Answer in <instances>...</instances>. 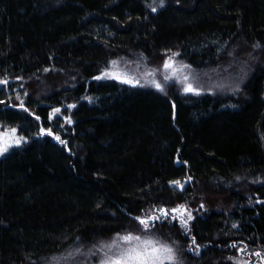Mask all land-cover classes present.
I'll return each mask as SVG.
<instances>
[{
  "label": "trees",
  "instance_id": "obj_1",
  "mask_svg": "<svg viewBox=\"0 0 264 264\" xmlns=\"http://www.w3.org/2000/svg\"><path fill=\"white\" fill-rule=\"evenodd\" d=\"M256 53L236 90L205 88ZM169 57L198 95L96 78ZM0 81L22 138L0 157V264H95L129 233L175 264H264V0H0Z\"/></svg>",
  "mask_w": 264,
  "mask_h": 264
},
{
  "label": "rangeland",
  "instance_id": "obj_2",
  "mask_svg": "<svg viewBox=\"0 0 264 264\" xmlns=\"http://www.w3.org/2000/svg\"><path fill=\"white\" fill-rule=\"evenodd\" d=\"M233 49L235 50L236 48L234 47ZM258 56H259V53H256L253 56H248V59L246 61L245 60L244 61L239 60L238 61L239 63L237 64L238 69L233 74L227 75L228 74L227 73L226 78L225 79L223 78V80H221V79L216 80V78L211 77L210 75H207V76L205 75L208 78L207 84H205V88L208 90H215L216 92H223V91L230 92V91L236 90L237 84L242 80V78L246 75V73H248V71L250 70L251 67L263 66L261 59L260 60L257 59ZM114 61H116V65H113V61H111L108 64V66L103 69V73H101L96 78L101 77L100 79H102L106 82L107 81H115V82L122 83L125 85L134 86V84L122 82V79L125 78V76H126L127 78H131L134 81L135 80L139 81V84H135L134 87H136V86L138 87L140 85H143V87H145V88H151V89H155L157 91H161V90H158L152 83H150L151 81L155 80L156 82H158L162 85V89H163L162 91H164V89L168 85H170V83L174 82V80L175 81L176 80H183V78L185 76L188 77L187 67H184V65L177 63L173 60H172L173 68L174 69H182L181 71H177L174 76L172 75L173 69H168V70L164 69L165 63L162 66H158V65H154V64L142 65V60L129 61V60H126L124 58H120V59H117ZM159 70L161 72H163V74H159ZM105 73H112L113 75L109 76V77H105L104 76ZM149 73H152L153 75H149ZM116 76H119L120 78H114ZM165 76H170L171 78L168 80H165V78H164ZM192 77L194 78L193 75H192ZM210 78H213L214 81H211ZM193 80L194 79H192L191 81H193ZM40 85H41V87L47 86V85H45L44 81H41ZM45 90H47V89H45ZM3 133L4 132L0 130V134H3ZM7 133L9 134L10 138L4 137L3 139L7 140L8 144L10 146L8 147V150L6 152H4L3 154H0V157L5 155L6 153H8L11 149L19 146L21 141H22V139L19 138V136H18L17 130H16L14 136L11 135V131H9ZM17 139L20 140L19 144H17L15 142ZM141 238L144 239V237H141ZM115 241L117 243H119V237H117L115 239ZM121 247H124V245L121 244ZM105 249H106V254L109 256L114 255V254H118V251H119L118 249H115V248H113L111 251H109L108 248L102 246L101 248H99V251H101L100 253L104 252L103 250H105ZM76 252L77 251L72 250V251L66 253L63 256L64 257L63 260L72 259L77 254ZM76 257H78L82 261H83V259L86 260L85 255H78L77 254L74 258H76ZM104 257H105V255H103L102 258H100L98 260V262L95 264H101V261L104 260L103 259ZM79 259L75 260V264H84L85 261L81 262ZM165 264H168V262L166 261ZM237 264H250V263H249V261H246L243 259H238Z\"/></svg>",
  "mask_w": 264,
  "mask_h": 264
},
{
  "label": "snow or ice",
  "instance_id": "obj_3",
  "mask_svg": "<svg viewBox=\"0 0 264 264\" xmlns=\"http://www.w3.org/2000/svg\"><path fill=\"white\" fill-rule=\"evenodd\" d=\"M161 4H163V0H160ZM156 9L153 8V11ZM176 55V54H173ZM113 65H116V61H113ZM187 67V66H184ZM164 69H173L172 75L174 76L177 71H181L182 69H174L173 63H172V57H169L167 61H165ZM112 73H105V77L112 76ZM149 75H153L152 73H149ZM101 77H98L97 79H100ZM114 78H120L119 76H116ZM165 80L170 79V76H165ZM188 77L185 76L183 78V82L186 83L185 91L186 92H193L195 94H199V91L194 89L191 83H187ZM123 83H129V84H139L138 80H133L131 78H125L122 79ZM6 83V81H0V84ZM158 90H163L162 85L155 80L151 81ZM143 86V85H141ZM23 105L21 104V107ZM60 112V109H56L53 113V116L58 114ZM71 121H69L70 123ZM16 132V129L11 130V135L14 136ZM51 133L49 132V135ZM4 137H9V134L7 132H4L3 134H0V154H3L8 150V147L10 146L7 142V140L3 139ZM10 138V137H9ZM22 139V138H21ZM56 139L59 140V137H56ZM17 144H19L20 140L17 139L15 141ZM63 143V141H61ZM174 184L178 185L181 189H183V184H181L179 181H174ZM184 206L180 205L176 209H172L171 212H175L178 215L177 216H171L172 219H180V222L182 226L187 228L188 221L192 219V215L190 212L187 213V219L184 218ZM160 216H149L147 218H140L137 217L139 224L143 227L145 232L149 230L150 221H159L161 220V217L167 219L171 213L166 209H160ZM235 227V225L233 226ZM193 244H195V238H193ZM121 244L124 245V247H121ZM104 247L108 248L109 251H111L113 248L118 249V254L114 255H107L105 256V259L101 261V264H165L167 261L168 264H175L176 257L174 255V250L172 247L159 244L158 241H154L151 239H142L141 236L133 235L131 233L119 237V243L116 241H113L112 244L105 245ZM244 249H241L243 251ZM256 256H260L261 253L256 252L254 253Z\"/></svg>",
  "mask_w": 264,
  "mask_h": 264
}]
</instances>
